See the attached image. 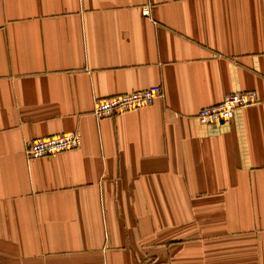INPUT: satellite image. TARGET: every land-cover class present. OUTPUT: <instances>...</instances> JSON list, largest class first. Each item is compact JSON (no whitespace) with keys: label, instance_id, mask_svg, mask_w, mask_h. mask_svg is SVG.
I'll list each match as a JSON object with an SVG mask.
<instances>
[{"label":"crops","instance_id":"obj_1","mask_svg":"<svg viewBox=\"0 0 264 264\" xmlns=\"http://www.w3.org/2000/svg\"><path fill=\"white\" fill-rule=\"evenodd\" d=\"M0 264H264V0H0Z\"/></svg>","mask_w":264,"mask_h":264},{"label":"built area","instance_id":"obj_2","mask_svg":"<svg viewBox=\"0 0 264 264\" xmlns=\"http://www.w3.org/2000/svg\"><path fill=\"white\" fill-rule=\"evenodd\" d=\"M162 96L160 85L96 98L93 105V115L96 118L119 114L150 105L156 98ZM257 101L254 91H231L223 95L219 103L201 107L195 116L204 123L229 122L236 109ZM80 144L79 131H69L34 139L25 144L24 154L27 158L48 157L60 152L78 147Z\"/></svg>","mask_w":264,"mask_h":264}]
</instances>
